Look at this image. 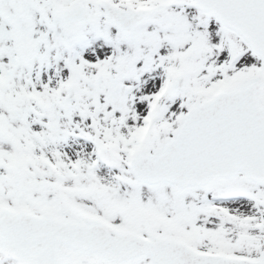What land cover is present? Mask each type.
I'll use <instances>...</instances> for the list:
<instances>
[{
  "label": "snow or ice",
  "instance_id": "snow-or-ice-1",
  "mask_svg": "<svg viewBox=\"0 0 264 264\" xmlns=\"http://www.w3.org/2000/svg\"><path fill=\"white\" fill-rule=\"evenodd\" d=\"M0 264H264V0H0Z\"/></svg>",
  "mask_w": 264,
  "mask_h": 264
}]
</instances>
